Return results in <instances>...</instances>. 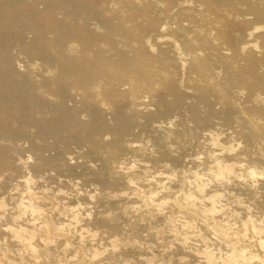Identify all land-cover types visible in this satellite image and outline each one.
Here are the masks:
<instances>
[{
	"label": "bare ground",
	"instance_id": "obj_1",
	"mask_svg": "<svg viewBox=\"0 0 264 264\" xmlns=\"http://www.w3.org/2000/svg\"><path fill=\"white\" fill-rule=\"evenodd\" d=\"M2 155L0 264H264V0H0Z\"/></svg>",
	"mask_w": 264,
	"mask_h": 264
},
{
	"label": "rangeland",
	"instance_id": "obj_2",
	"mask_svg": "<svg viewBox=\"0 0 264 264\" xmlns=\"http://www.w3.org/2000/svg\"><path fill=\"white\" fill-rule=\"evenodd\" d=\"M28 154L29 153H27L26 156ZM1 171L5 172V174H6V177L4 179V183L7 184L6 186L11 187V189H14V187L16 186V183L19 186L23 184L22 183L23 182V178H21V177L20 178H17V179H10L9 175L12 173V168H11V165L8 163V159H7V157L5 155H2L1 156V159H0V172ZM5 181H7L8 183L5 182ZM42 181L40 179H38V178L35 179V182H37V184H36L37 186H39L42 183ZM1 183H3V182H1ZM58 184L59 183L57 181V182L52 183L51 186H53V187H59ZM60 187H61V189L63 191V194H64V195H62V197L63 198H64V196L66 197V198L63 199V201L64 200L65 201H67V200H76L77 194L83 193V191H84V190H82L83 189L82 186H78L77 188H73L71 186L61 185ZM112 195H120V191L114 190L113 193H112ZM83 203H85V204L87 203L86 207L88 206L89 209H90V207L93 208L95 206V204L92 203V201H89L88 199L87 200L84 199L83 200ZM119 206L120 205H117V207H119ZM116 210H117V212H116ZM120 211H121V208H115V211L114 212L119 213ZM132 215L133 214L131 213V216ZM197 225H198V227H201L200 221H197ZM132 228H133V225L131 226V229ZM132 231H136V229L135 230L132 229ZM203 233L207 234V236L211 238V241H210L211 243H215V238H214L213 235H211L209 232H207L205 230L203 231ZM165 234L166 235H169L167 232ZM170 239H171V241H170ZM250 239L251 238H249V241H252V242L255 241V238L254 239L252 238L251 240ZM174 241L175 240L172 237H167V244L166 245H168V244L170 245L171 244V249H170V246L164 248L165 251H167V253H166L167 255H165L166 260L169 259L168 258V255H169L168 253L172 249H173V251H175V249H176V247L178 245L177 241H175V242ZM192 243L198 244V242L196 241V238H195L194 241H192ZM144 244L147 247L150 246V247H152L154 249H157V250L160 249L161 250V247L157 243V240L152 239L150 237H148L147 240H145ZM172 247H175V249L172 248ZM212 247L218 248V245L216 244L215 246H212ZM183 257L185 258V260H184ZM180 258H182V259H180ZM186 258H187V260H186ZM131 262H132V264H143L142 261H141V258L139 257V255L138 254H135V253L133 255L131 254ZM173 264H205V260L202 257H200L198 255H194V254H180L178 257L173 258Z\"/></svg>",
	"mask_w": 264,
	"mask_h": 264
}]
</instances>
